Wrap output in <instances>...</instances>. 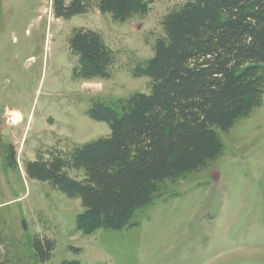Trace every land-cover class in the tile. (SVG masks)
I'll return each mask as SVG.
<instances>
[{
	"label": "rangeland",
	"instance_id": "rangeland-1",
	"mask_svg": "<svg viewBox=\"0 0 264 264\" xmlns=\"http://www.w3.org/2000/svg\"><path fill=\"white\" fill-rule=\"evenodd\" d=\"M185 1L139 0L121 22L96 2L62 18L54 0H0V264H259L247 253L264 250V104L219 130L222 153L166 180L122 229L79 230L82 200L30 172L31 162L68 157L111 134L108 122L91 118L92 100L115 103L151 90V78L133 69L153 56L162 19ZM75 29L101 34L114 53L109 77L76 74ZM36 236L54 243L45 261Z\"/></svg>",
	"mask_w": 264,
	"mask_h": 264
},
{
	"label": "trees",
	"instance_id": "trees-1",
	"mask_svg": "<svg viewBox=\"0 0 264 264\" xmlns=\"http://www.w3.org/2000/svg\"><path fill=\"white\" fill-rule=\"evenodd\" d=\"M92 2L121 22L139 8V0H54V13L70 18ZM162 26L153 56L133 69L151 78V90L115 103L91 101V118L108 122L111 134L68 157L29 163L34 177L82 200L79 230L134 225L135 212L152 203L161 184L222 153L219 130L264 104V0H186ZM70 45L81 64L77 75L110 76L114 53L100 33L75 29ZM69 168L85 177L70 176ZM34 246L45 261L54 243L36 236Z\"/></svg>",
	"mask_w": 264,
	"mask_h": 264
},
{
	"label": "crops",
	"instance_id": "crops-1",
	"mask_svg": "<svg viewBox=\"0 0 264 264\" xmlns=\"http://www.w3.org/2000/svg\"><path fill=\"white\" fill-rule=\"evenodd\" d=\"M264 255V250H258V252H254V253H247V257L249 256H256L257 258H259V264H264L263 260H261V258L259 256H263ZM248 260V259H247Z\"/></svg>",
	"mask_w": 264,
	"mask_h": 264
}]
</instances>
